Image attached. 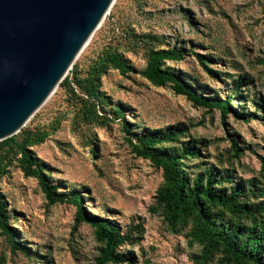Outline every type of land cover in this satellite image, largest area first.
I'll use <instances>...</instances> for the list:
<instances>
[{
  "label": "rangeland",
  "instance_id": "374dc122",
  "mask_svg": "<svg viewBox=\"0 0 264 264\" xmlns=\"http://www.w3.org/2000/svg\"><path fill=\"white\" fill-rule=\"evenodd\" d=\"M127 30L160 39L162 43H152L157 48L182 47L212 58L209 68L218 70L220 76L205 72L188 52L182 60L166 63L203 97L223 100L232 88V79L247 76L253 79L249 90L241 88L247 99L231 102L232 109L251 113V102H264V0H116L74 64L85 70L112 42L140 72L145 67L144 49L142 44L133 47L127 43ZM100 89L111 106L120 104L125 109V120L135 134L183 125L187 128L183 140H205V146L200 145L201 169L228 168L233 181L236 177L259 178L264 183V114L246 122L231 113L223 125L217 110L195 107L170 87L152 86L138 73L122 77L108 71L100 80ZM106 110L110 112L109 107ZM107 116L110 119L104 125L83 123L74 104L57 88L25 125L48 132L43 143L31 150L47 166L50 180L60 186V192L84 196L88 214L110 220L123 233L134 229L132 243L120 250L129 252L135 264H193L199 246L190 242L189 226L173 231L158 211H152L155 192L162 183L161 170L137 158L120 120ZM232 140L243 148L238 159L230 151ZM197 162L187 164L199 165ZM0 194L7 201L12 229L31 252L46 256L50 264H95L100 246L93 229L86 224L74 226L73 206H49L37 181L24 176L16 162L0 175ZM0 264L42 261L35 263L11 253L0 233Z\"/></svg>",
  "mask_w": 264,
  "mask_h": 264
},
{
  "label": "trees",
  "instance_id": "16d2710c",
  "mask_svg": "<svg viewBox=\"0 0 264 264\" xmlns=\"http://www.w3.org/2000/svg\"><path fill=\"white\" fill-rule=\"evenodd\" d=\"M125 38L130 39L127 43L133 47L142 44L145 55L143 70L137 72L125 58L124 51L109 42L85 70L77 63L74 64L58 89L74 104L77 118L85 124L104 125L110 119L107 114L112 116L113 121L119 119L128 136L132 153L161 170L162 183L155 192V207L152 211H158L173 231L189 226L190 242L199 246V252L192 256L193 264H209L214 261L215 264H264V183L259 178L245 180L236 177V181H233L232 171L228 168L208 166L201 169L204 161L200 160V145L205 146V140H183L187 138V128L183 125L135 134L125 120V109L120 104L111 106L110 98L100 89V80L108 71H116L122 77L138 73L152 86L170 87L175 95L185 97L195 107L217 110L225 125V117L231 113L246 122L254 121L259 114H264L263 101L251 102L254 107L251 113L240 108V112H237L230 105L241 99L246 101L247 95L243 94L241 88L249 90L253 79L247 76L232 79V88L223 100L203 97L184 75L166 66V63L180 61L188 52L205 72L220 76L218 70L209 68L212 58L182 47L157 48L152 43L162 42L150 34L137 36L127 30ZM107 107L110 110L108 113ZM47 136L48 132L43 129L24 127L16 135L1 141L0 175L5 173L8 165L16 162L24 176L37 181L49 206H73L74 226H90L100 246L95 264H135L129 252L120 250L132 243L134 229L123 233L110 220L88 214L83 207L85 198L82 194L60 192V186L52 184L47 166L31 150L42 144ZM89 144L92 145L91 142ZM230 151L235 159L243 154V148L234 140ZM195 161L199 165L187 164ZM261 170L264 171V160H261ZM7 208V201L0 194V233L9 251L20 253L35 263L41 260L42 264H50L46 256L31 252L30 247L20 242L23 238L12 229ZM136 230L140 233L139 227Z\"/></svg>",
  "mask_w": 264,
  "mask_h": 264
},
{
  "label": "water",
  "instance_id": "95a60500",
  "mask_svg": "<svg viewBox=\"0 0 264 264\" xmlns=\"http://www.w3.org/2000/svg\"><path fill=\"white\" fill-rule=\"evenodd\" d=\"M116 0H0V142L54 94Z\"/></svg>",
  "mask_w": 264,
  "mask_h": 264
}]
</instances>
